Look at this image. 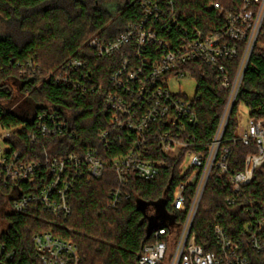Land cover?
Wrapping results in <instances>:
<instances>
[{
    "label": "trees",
    "instance_id": "16d2710c",
    "mask_svg": "<svg viewBox=\"0 0 264 264\" xmlns=\"http://www.w3.org/2000/svg\"><path fill=\"white\" fill-rule=\"evenodd\" d=\"M142 1L125 0L114 14L92 0H67L63 4H58V0H0V19L10 26L14 23L17 30L0 36V127H20L8 141L12 152L20 153L25 162H42L44 148L50 158L90 150L103 159L126 149L128 138L119 145L110 137L105 149L99 139L109 122L103 94L110 89V74L120 61L98 58L88 42L93 37L112 40L129 24L138 23L143 17ZM210 1L150 0L160 10V19L155 23L157 33L173 41L183 31L220 30L223 21L208 8ZM216 1L226 8H239L238 0ZM171 13L178 27L172 26ZM241 56L239 51L235 59L223 62L230 83L235 79ZM74 60L81 62L82 67L72 69L70 62ZM182 68L196 81L192 100L196 124L187 125L186 129L194 137L190 140L193 146L205 151L220 125L230 90L221 87L217 71L201 62H190ZM18 98L22 102L16 104ZM240 105L247 109L248 118L264 121V47L258 44L252 50L222 133L220 148L229 150L228 174L209 175L192 224L196 244L205 252L215 250V225L222 227L230 239L241 241L243 226L255 224L264 216V163L236 204H226V198L232 195L230 176L242 170L247 155L256 152L253 144L247 147L233 141L238 136ZM44 112L55 113L56 119L66 123L71 136H39L32 142L28 137L34 130L32 117ZM152 148L154 157L166 162L154 180H139L130 171L126 184L121 186L113 169L105 167L97 179H76L68 196L67 216L55 217L39 203H33L24 214L4 216L6 230L0 242L13 251L6 264H38L31 238L39 231L72 241L78 248L79 264H135L143 246L155 241L154 230L170 228L169 221H163L156 213L157 202L164 200L166 215L174 226L182 225L186 216L171 207L175 189L186 179L180 170L182 158L167 159L157 154L155 143ZM35 183L34 188L40 189V180ZM21 187L31 191L28 184ZM116 189L120 200L110 209L109 195ZM193 189L186 188L188 205ZM241 253L249 264H264L262 253L249 247H243Z\"/></svg>",
    "mask_w": 264,
    "mask_h": 264
},
{
    "label": "built area",
    "instance_id": "2783aa9c",
    "mask_svg": "<svg viewBox=\"0 0 264 264\" xmlns=\"http://www.w3.org/2000/svg\"><path fill=\"white\" fill-rule=\"evenodd\" d=\"M238 2L239 8L231 9L211 0L208 8L222 19L223 27L217 31H183L172 41L162 38L155 29V23L160 19L157 5L144 0L141 2L143 17L138 23L129 24L112 40L90 39L88 44L98 58H118L120 61L110 74V89L103 94V108L109 112V122L108 128L99 133V139L105 149L110 137L119 145L128 138L126 149L113 158L103 159L90 150L50 158L48 149L44 148V161L25 162L8 144L20 127H0V141L5 144L0 145V199L6 203L2 209L3 217L12 213L24 214L33 203H39L44 211L55 217L67 216L70 213L68 196L76 179H97L105 167L113 169L121 186L126 184V175L130 171L139 180H154L166 166L164 159L154 157L152 145L155 143L157 154L162 157L182 158L180 170L186 179L175 189L171 207L186 216L182 225L174 226L169 222L170 228L162 226L154 230L155 241L143 246L135 264H249L241 253L243 247L264 254V216L255 224L249 222L243 226L241 241L230 239L222 227L215 225L214 251L205 252L198 246L191 231L209 175L215 173L222 177L228 174L229 150L220 148L226 118L254 46L264 47V0ZM169 16L172 26L178 27L172 13ZM239 51L241 60L235 79L230 83L223 62L235 59ZM190 62H201L217 71L221 87L230 90L220 125L205 151L193 146L190 140L194 137L186 129L187 125L196 124L194 97L188 99L169 90L171 80L191 78L182 68ZM70 63L72 69L82 67L79 61ZM32 118L34 130L28 134L32 142L39 136H71L66 123L56 119L55 113H38ZM233 141H240L247 147L253 144L256 152L247 155L242 170L230 176L232 195L226 198L227 205L236 204L238 197L252 183L255 171L264 163V121L247 118L246 124L242 128L239 126L238 136ZM37 179L41 186L38 190L34 188ZM24 183L30 185L31 191L21 187ZM189 186H193L194 191L188 205L186 188ZM119 200V190H112L108 207L114 209ZM4 224L0 236L6 230ZM31 241L38 264L80 263L78 248L70 240L49 231H39ZM12 255L13 251L0 242V264L8 263Z\"/></svg>",
    "mask_w": 264,
    "mask_h": 264
},
{
    "label": "rangeland",
    "instance_id": "374dc122",
    "mask_svg": "<svg viewBox=\"0 0 264 264\" xmlns=\"http://www.w3.org/2000/svg\"><path fill=\"white\" fill-rule=\"evenodd\" d=\"M124 1L125 0H92V2L93 3L95 2V4H97L99 8L109 10L111 12H114V14H116L115 12L118 8L123 6ZM65 2H67V0H58V4H63ZM13 25L11 24L10 26L8 25L7 22H4L0 19V36H5L10 32L12 33L16 32L17 30L15 28V25L14 26ZM195 86H196V81L193 78H189V77L179 80H171L169 82V90L171 93L182 94L186 96L188 99L194 97ZM16 100H18L16 104L22 102V98H18ZM238 114H239V122H240L239 126L242 128L246 124L248 118L247 117L248 111L243 105H240ZM0 133H2L1 128H0ZM0 145L5 146V144L1 141H0ZM4 204L5 201L3 199H0V230H3L5 228V224H4L5 221L3 220L2 209H1V206L3 207Z\"/></svg>",
    "mask_w": 264,
    "mask_h": 264
},
{
    "label": "water",
    "instance_id": "95a60500",
    "mask_svg": "<svg viewBox=\"0 0 264 264\" xmlns=\"http://www.w3.org/2000/svg\"><path fill=\"white\" fill-rule=\"evenodd\" d=\"M233 105V104H232ZM232 105H231V107H232ZM231 107H230V109H231ZM230 111V110H229ZM228 115H229V113H228ZM228 115H227V118H226V120L228 119ZM155 207H156V213L158 214V216L163 220V221H165V220H168L167 218V215H166V212H165V202H164V200H161V201H159V202H157L156 204H155ZM170 223H172L173 221L172 220H168ZM157 229V228H156Z\"/></svg>",
    "mask_w": 264,
    "mask_h": 264
},
{
    "label": "flooded vegetation",
    "instance_id": "af4514ba",
    "mask_svg": "<svg viewBox=\"0 0 264 264\" xmlns=\"http://www.w3.org/2000/svg\"><path fill=\"white\" fill-rule=\"evenodd\" d=\"M6 207V203L3 205V207L1 206V209H4Z\"/></svg>",
    "mask_w": 264,
    "mask_h": 264
}]
</instances>
